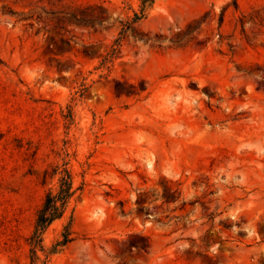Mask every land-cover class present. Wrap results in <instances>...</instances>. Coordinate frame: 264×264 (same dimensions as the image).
<instances>
[{
	"label": "rangeland",
	"instance_id": "obj_1",
	"mask_svg": "<svg viewBox=\"0 0 264 264\" xmlns=\"http://www.w3.org/2000/svg\"><path fill=\"white\" fill-rule=\"evenodd\" d=\"M141 6L0 0V264H264V0Z\"/></svg>",
	"mask_w": 264,
	"mask_h": 264
},
{
	"label": "trees",
	"instance_id": "obj_2",
	"mask_svg": "<svg viewBox=\"0 0 264 264\" xmlns=\"http://www.w3.org/2000/svg\"><path fill=\"white\" fill-rule=\"evenodd\" d=\"M155 0H142V13L147 6H150ZM140 16L135 12V19ZM84 89H82L83 91ZM81 91V93H82ZM63 167L53 172L57 176V181L53 186H50L42 199L40 206L36 211L34 229L29 236L30 252L35 257H38V249L45 252L46 256L57 253L64 249L76 236L73 229L74 208L71 207L69 219L63 224L60 230V235L50 246L44 244L43 234L45 230L57 219L65 216L70 207L71 201L76 195L80 194L84 189V181L75 184L74 174L70 168L63 163Z\"/></svg>",
	"mask_w": 264,
	"mask_h": 264
}]
</instances>
